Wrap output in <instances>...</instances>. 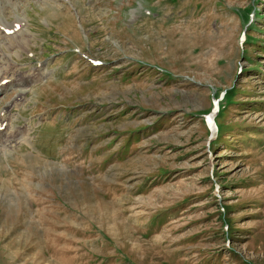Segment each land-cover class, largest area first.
<instances>
[{
  "label": "rangeland",
  "instance_id": "1",
  "mask_svg": "<svg viewBox=\"0 0 264 264\" xmlns=\"http://www.w3.org/2000/svg\"><path fill=\"white\" fill-rule=\"evenodd\" d=\"M19 2L0 264H264V0Z\"/></svg>",
  "mask_w": 264,
  "mask_h": 264
},
{
  "label": "bare ground",
  "instance_id": "2",
  "mask_svg": "<svg viewBox=\"0 0 264 264\" xmlns=\"http://www.w3.org/2000/svg\"><path fill=\"white\" fill-rule=\"evenodd\" d=\"M3 4H10L11 6H13L14 5V3H13V1L12 0H0V6L3 8ZM12 10H14V9H12ZM1 11V10H0ZM14 15V14H13ZM2 17V16H1ZM16 20H21V23L22 22H24V18H22V17H18V16H16ZM2 23V24H1ZM0 24H1V26H4L6 29H10V28H8V24H9V22H8V20L7 19H4V17H2V20H0ZM25 24H23L22 25V27L24 26ZM21 27V28H22ZM25 27H27V26H25ZM0 29H1V27H0ZM22 33H24L25 35H22ZM29 33H31V31H30V29H29V27L28 28H26V29H22L21 30V32H20V34H19V32H18V36L17 37H14V41H13V45H11V46H9L10 48L11 47H18V48H20L21 46H23V45H26L27 44V42L26 41H28V39H26V36H29ZM11 36V35H10ZM8 39V38H7ZM6 39V40H7ZM12 39V38H11ZM2 42H0V44H1ZM10 43V42H9ZM7 45V44H6ZM1 49H3V48H1ZM12 50V49H11ZM6 51V50H5ZM2 52V51H1ZM4 54V53H3ZM6 58V57H5ZM8 60V59H7ZM7 64V63H6ZM5 64V65H6ZM8 65V64H7ZM1 67V66H0ZM0 72H2L1 70H0ZM9 74H11V73H9ZM14 75V74H13ZM18 75V74H17ZM19 76V75H18ZM17 76V77H18ZM32 76V75H31ZM39 76L40 77H42L43 76V74L42 73H39ZM20 77H21V75H20ZM5 78V77H4ZM14 78V77H13ZM29 78V77H28ZM34 78V77H33ZM14 80H16V79H14ZM33 80H35V79H30L29 81H27V80H25V79H18L17 78V80L15 81V82H11L10 81V85H11V87H12V85H13V87L14 86H16V87H18V86H23V85H25L27 82H30L31 83V81H33ZM28 84V83H27ZM22 89V88H21ZM9 89L7 88V87H5V86H2V84L0 83V94L1 95H4L5 93H7V91H8ZM22 95H25L24 94V90H21L19 93H18V96H17V98H15L14 100H13V102L15 101V103H16V100H18L20 97H22ZM12 102V103H13ZM20 103V102H19ZM17 104V103H16ZM15 104V105H16ZM10 105H11V102L10 103H8L7 105H6V107H10ZM17 106V105H16ZM12 107V106H11ZM6 109V108H5ZM7 110V109H6ZM2 117L0 116V120H2V122H0V126H3V124L5 123V122H7V118L4 116V112H2ZM8 117V116H7ZM13 119V118H12ZM8 125V124H7ZM5 129V128H4ZM7 129H8V127H7ZM9 130V129H8ZM23 130V129H22ZM1 133H3V134H1ZM29 139V138H28ZM11 141H13V143H17V142H19V141H24V139L22 138V132H21V130L19 129V130H17L16 132L15 131H8V132H3V131H0V146L2 147V151H3V154H6V148L7 147H5L6 145H8L7 143L8 142H11ZM28 141V140H27ZM5 149V150H4ZM8 151V150H7Z\"/></svg>",
  "mask_w": 264,
  "mask_h": 264
},
{
  "label": "snow or ice",
  "instance_id": "3",
  "mask_svg": "<svg viewBox=\"0 0 264 264\" xmlns=\"http://www.w3.org/2000/svg\"><path fill=\"white\" fill-rule=\"evenodd\" d=\"M209 123H210V121H209Z\"/></svg>",
  "mask_w": 264,
  "mask_h": 264
}]
</instances>
